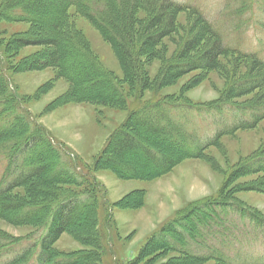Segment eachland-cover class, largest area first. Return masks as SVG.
I'll list each match as a JSON object with an SVG mask.
<instances>
[{
	"label": "rangeland",
	"instance_id": "obj_1",
	"mask_svg": "<svg viewBox=\"0 0 264 264\" xmlns=\"http://www.w3.org/2000/svg\"><path fill=\"white\" fill-rule=\"evenodd\" d=\"M175 1L196 6L223 42L236 49L219 56V67L194 69L166 79L171 63L193 59L211 43V37L208 33L203 34L204 40L198 47L181 57L185 41L200 33L202 28L194 14L180 11L175 14L174 30L161 39L153 53L146 54L140 51V37L137 36L151 15L140 8L132 23L131 51L137 59V79L132 80L125 76L114 49L99 30L74 7L68 9L63 35L70 39L69 35L73 34L121 86L125 104L115 106L74 100L69 81L59 76L55 67L28 70L25 61L38 56L45 47L12 48L8 45L13 37L36 34L54 17L55 6L44 5L41 10L34 11L36 20L29 23L7 19L4 14L10 5L4 4L6 0H0V77L8 79L22 98L20 104L15 105L25 118L22 124L36 130L34 136H42L43 131L36 127L40 124L60 146L55 154H48V145L38 142L34 146V158L49 160L55 155L56 160L66 164L70 159L76 169L77 166L80 170L83 166L88 167L99 183L95 191L91 187L88 190L97 196L95 209L86 207L84 213L79 209L76 223L52 244L53 257L58 262L63 261L59 257H67L73 264H264V236L235 211L236 208H248L264 218V117L253 127L233 128L238 121L249 120L264 111V98L261 102L257 100L262 89H253L239 97H225L233 84L247 83L253 75L250 72L253 60L237 49L255 53L264 60V0ZM98 7L105 10L104 5ZM3 86L0 96H4L6 87ZM160 98L199 107L198 112L189 111L183 118L186 128L196 132L202 140L212 137L218 130L226 129V132L214 144L203 148L197 157L180 158L170 169L155 177L145 180L120 178L107 165L106 159L111 154L110 150L105 151L106 145L117 129L128 122L132 112ZM10 104L3 105L7 111L11 109ZM233 105L243 109H235ZM252 107L258 108L253 112L249 110ZM8 120L9 114L0 116L3 128L11 129ZM126 127L130 129L128 125ZM148 138L150 136L146 134V142ZM160 146L162 152L168 153L166 144ZM64 149L72 155L66 156L61 151ZM143 160L140 151H126L118 162L136 165ZM20 166V159H7L0 153V185L5 186ZM59 169H63L61 164L53 166L47 173ZM151 170L149 174H152ZM84 186L85 183L70 185L69 194L76 198L87 188ZM49 189L47 184L34 183L30 191L22 185L11 189L7 195L37 213L38 205L49 198ZM217 201L225 202L227 206L224 212L220 210L213 221L209 220L208 225L199 229L198 239L202 232L204 236L217 231L222 233L206 236L197 243L188 242L186 247L188 251L201 253L199 256L203 258H212H188L174 249L152 241L148 243L170 221L183 215L189 213L194 215V222L199 221L198 214L195 215L198 204ZM86 213L90 214V221L84 216ZM42 222L44 220L12 224L0 216V264L30 247L31 255L24 264H36L39 241L48 228V222ZM212 255L223 258L213 259Z\"/></svg>",
	"mask_w": 264,
	"mask_h": 264
},
{
	"label": "trees",
	"instance_id": "obj_2",
	"mask_svg": "<svg viewBox=\"0 0 264 264\" xmlns=\"http://www.w3.org/2000/svg\"><path fill=\"white\" fill-rule=\"evenodd\" d=\"M8 3L10 6L4 14L7 19L29 23L35 22L34 11L41 10L44 5L56 7L54 17L46 25H43L36 34L13 37L8 45L13 46L12 48L45 47L46 49L38 56L25 61L26 68L28 70L47 67L57 68V74L69 81L71 85L70 94L73 99L80 102L122 106L125 104V97L121 86L117 84L114 77L79 44V41L77 42L72 36L73 34L69 35L70 39L63 35L62 28H67L68 9L70 7H74L78 14L90 21L105 37L120 60L125 76L132 80L137 79V67H135L137 59L131 51L132 36L134 35L132 23L136 11L140 8L145 9L151 15L143 31L137 36L140 37V51L146 54L153 53L154 47L158 45L161 39L174 30L176 24L175 14L180 11H188L194 14L202 28L200 33L185 41L180 52L181 57L192 53L204 40L203 36L205 34L208 33L211 37V43L193 59L171 63L167 68L166 79L181 76L194 69L219 67V56L236 50L223 42L221 35L212 28L210 21L196 6L175 0H6L4 4ZM97 4L104 5L105 10H100ZM237 51L253 60L252 68H250L253 75L248 78L247 83L233 84L227 93L228 96L225 97H239L253 89L261 88L262 92L257 98L258 102H261L264 98V60L255 53H247L238 49ZM1 82L4 86L1 85ZM2 86L6 89L4 96H0V116L9 114L8 121L12 128L6 129L0 124V153H3L4 158L7 159H20L21 166L17 174L5 186L0 185V216L5 217L12 224H30L42 220H44L42 223L48 222L46 234L39 241V254L36 258V264H73L71 260L68 261L67 257H59L63 261L58 262L57 258L53 257L52 244L61 233L76 223L80 216L78 215L79 209L82 212L86 207H93L92 210L95 209L97 196L93 191L90 193L88 190L91 187L95 191L99 183L88 167L83 166L80 170V167L77 166L78 169H76V165L73 166L74 164L70 159L68 164L56 160L55 155L49 160L35 159V151L33 150L38 142H41L44 146L45 144L48 145L46 147L48 154H55L60 146L54 142L51 135L40 124L37 123L36 127L43 131L42 136H34L36 130H31L30 126L22 124L25 118L19 114V108L15 107L16 104H20L22 98L13 89L8 79L5 80L0 77V87L2 88ZM226 98H224V101L227 100ZM7 99L10 100L7 101ZM12 102L15 104H12ZM225 103L228 104V102ZM5 104H10V111H7L8 108L3 106ZM216 106L219 107V105ZM234 108L243 109L239 105L234 106ZM257 108L252 107L249 110L254 112ZM261 108L262 106L258 109ZM192 110L198 112L199 107L191 103H173L160 98L141 110L132 112L128 122L123 123L117 129L106 145L105 151L108 149L110 150L109 154H111L106 159L109 169L123 179L145 180L167 171L180 158L197 157L203 148L214 144L216 139L226 132V129L218 130L212 137L202 140L196 132L186 128L185 118L183 117ZM263 117L264 111L256 113L249 120L242 119L238 121L233 128L253 127ZM127 125L130 129L126 127ZM146 134L150 136L147 142ZM161 144H166V150H169L168 153L162 152ZM61 151L68 157L72 155L67 149ZM126 151H140L144 160L136 165L134 163L121 164L118 162L119 158ZM32 158L37 160L35 164ZM72 160L74 159L72 158ZM59 164L63 169H59V171L52 174L47 173L49 169ZM150 170L152 174H149ZM34 183H44L50 187L49 192L47 191L49 198L38 205L41 212L37 211V213L34 212L32 207L19 203L7 195L11 189L22 185H26L30 191V189H33ZM83 183H85L84 187L87 188L82 189L76 198L69 194L70 185L80 186ZM80 198L83 199L81 202L78 201ZM226 206L225 202L220 201L204 203L203 205L198 204L195 215L198 214L199 221L194 222L192 219L194 215H189V213L183 215L170 221L168 226L154 234L148 243L152 241V243L161 247L174 249L188 258H212L211 256L203 258L199 256L201 253L188 251L186 247L188 242L197 243L200 240L203 241L206 236H210L211 233L204 236V232H202L200 239H198L199 229L208 225L209 220L213 221L220 210L224 212ZM235 211L238 212L240 217L249 220L251 225L264 236L263 217L255 211H249L248 208H236ZM86 214L84 216L90 221V214ZM203 229L205 230V228ZM216 233L219 236L222 232L217 231L212 235L215 236ZM172 234L177 237H173ZM30 249L31 247L23 249L2 264L26 263L31 255ZM212 256L213 259L223 258L219 255L217 257Z\"/></svg>",
	"mask_w": 264,
	"mask_h": 264
},
{
	"label": "bare ground",
	"instance_id": "obj_3",
	"mask_svg": "<svg viewBox=\"0 0 264 264\" xmlns=\"http://www.w3.org/2000/svg\"><path fill=\"white\" fill-rule=\"evenodd\" d=\"M257 57V56H256ZM135 195V194H134Z\"/></svg>",
	"mask_w": 264,
	"mask_h": 264
}]
</instances>
